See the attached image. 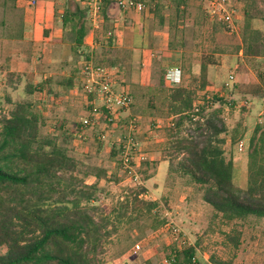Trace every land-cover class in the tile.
<instances>
[{
    "label": "rangeland",
    "instance_id": "1",
    "mask_svg": "<svg viewBox=\"0 0 264 264\" xmlns=\"http://www.w3.org/2000/svg\"><path fill=\"white\" fill-rule=\"evenodd\" d=\"M158 3L163 14L175 21L170 43L172 49L182 51L179 65L185 72L178 86L196 91L195 104L206 107L204 119L194 117L179 128L173 127L176 117L169 106V95L176 87L166 86L168 68L162 67L158 53L147 51L145 56H137L128 48L114 45L107 51L99 45L90 49L94 54L89 60L116 68L122 83L129 87L133 103L118 114V121L109 124L92 120L76 132L89 108L78 84L68 89L60 83L71 75L78 83L81 64L87 57L74 56L70 50V58H66L58 44L45 45L43 31L48 26L61 27L66 8L89 7L80 0H0V119L14 104L31 102L44 117L42 137L65 146L77 159L76 186L98 185V205L108 213L115 209L111 213L114 229L102 256L105 264H170L174 251L184 245L196 247L198 264H264V220H224L204 201L202 186L182 168V163L190 164L191 154L184 149L178 152L175 147L181 139L204 145L212 133L207 121L213 119L223 131L219 138L226 139V154L234 156V183L246 189L249 141L256 125L264 122V77L260 79L244 60L241 31L245 11L252 8L259 13L263 0H228L237 16L239 35L210 19L206 4L200 0H187L178 13L175 0ZM91 15L89 10L88 20L93 24ZM29 27H33L32 40ZM253 27L263 29L262 21L254 20ZM65 37L70 43L69 30ZM208 57H216L217 65L209 67L212 87L202 90L200 64ZM230 76H234L233 82ZM44 81L50 82L44 92H26L27 87ZM258 90L263 92L256 95ZM218 109L220 112H214ZM132 118L138 119L137 151L125 164L122 143ZM59 122H64L60 131L55 130ZM233 135L238 138L236 145L232 144ZM240 141L244 143L242 150ZM162 161L168 164L160 168ZM142 188L146 192L140 198L159 203L160 217L167 219L165 224L155 227L158 219L153 216L126 211V205ZM241 197L250 199L247 193ZM175 228L179 229L177 235L173 233Z\"/></svg>",
    "mask_w": 264,
    "mask_h": 264
},
{
    "label": "trees",
    "instance_id": "2",
    "mask_svg": "<svg viewBox=\"0 0 264 264\" xmlns=\"http://www.w3.org/2000/svg\"><path fill=\"white\" fill-rule=\"evenodd\" d=\"M186 2L175 0L176 13ZM115 7L118 8L116 0H103L99 14L100 28L95 41L107 51L114 45L115 18L112 12ZM88 11L89 8H66L62 14V27L71 32L72 54L85 56L87 60L94 54L85 44V38L92 29ZM146 11L157 17L160 24L167 22L170 30L175 27L173 19L164 17L158 2L148 5ZM256 19L262 21L263 29L253 27ZM241 32L244 60L263 79L264 0L259 13L252 8L245 11ZM169 48H174L172 43ZM216 60V57H208L200 64L199 84L202 90L212 87L209 67L217 65ZM74 78L71 75L60 84L74 89ZM48 82L29 86L26 92L30 95L44 92ZM262 92L258 90L255 93L259 95ZM195 103L196 91L191 88L178 86L170 91L169 106L176 117L174 128L181 127L186 120L192 121L194 117L205 118L206 107ZM107 117L104 113L99 121L108 122ZM44 123V117L31 102L14 104L8 115L0 119V264H105L102 256L114 229L111 227V213L115 209L108 213L98 205L100 189L97 184L76 186L79 181L74 175L78 170L77 159L65 146L42 137ZM207 125L212 130L211 138L201 147L187 139L176 142L178 152L184 149L191 154L190 164L182 163V168L202 186L204 201L224 220L245 221L250 217L264 220V122L256 125L249 141L245 190L234 183V156H228L224 150L226 139L219 138L223 131L218 129L213 119H209ZM84 126L83 123L78 124L76 132ZM63 128L64 122L55 126V130ZM231 140L233 145L238 142L236 135ZM144 192V188L137 191L131 203L126 205V211L130 209L133 213L145 212L153 216L158 219L155 227L165 224L167 219L160 217L159 203L140 198ZM243 193H247L250 199L242 200ZM196 254V247L184 245L174 251L169 262L198 264ZM213 264L229 263L214 261Z\"/></svg>",
    "mask_w": 264,
    "mask_h": 264
},
{
    "label": "built area",
    "instance_id": "3",
    "mask_svg": "<svg viewBox=\"0 0 264 264\" xmlns=\"http://www.w3.org/2000/svg\"><path fill=\"white\" fill-rule=\"evenodd\" d=\"M29 3H35L36 0H22ZM160 0H116V5L121 11L134 10L139 13L144 12L148 5H154ZM187 1V0H186ZM206 4V12L210 19L223 24L229 33L239 35L237 16L235 10L229 7L228 0H200ZM91 11L93 26L97 24L103 0H83ZM78 86L83 90L84 99L89 108V114L83 119V124L88 126L92 120L99 122L105 113L107 121H118V114L131 107L133 97L128 85L120 80V72L114 67H106L95 64L93 60H83L79 70ZM234 76H230V82H233ZM183 70L180 66L168 68L165 74L166 86L177 87L182 83ZM229 84V83H227ZM77 87V85H76ZM137 118H132L126 125V136L122 143V153L124 163H130L131 158L136 154L137 141L135 133L137 131ZM173 125V123H172ZM239 150L244 147L243 141H240ZM139 177L135 175L137 180ZM178 228L173 229L177 235Z\"/></svg>",
    "mask_w": 264,
    "mask_h": 264
},
{
    "label": "crops",
    "instance_id": "4",
    "mask_svg": "<svg viewBox=\"0 0 264 264\" xmlns=\"http://www.w3.org/2000/svg\"><path fill=\"white\" fill-rule=\"evenodd\" d=\"M112 16L115 18L113 26L114 45L120 48H128L135 52L134 55L145 56L147 51L156 52L162 60V67L164 69L174 66H180L179 61L182 57V51L169 48L170 44V28L167 22L160 24L157 17L152 15L148 11L139 13L134 10L120 11L117 7L112 12ZM166 19L168 16L164 15ZM99 20V18H98ZM91 25H93L91 23ZM98 25L92 27L89 34L85 38V44L91 50L97 48L99 43L95 41L97 37V30L100 28ZM94 27H96L94 29ZM33 27H29V38H34ZM65 32H67L62 26H48L43 31V42L45 45H54L62 47L65 50V57L70 58L71 42L66 41ZM37 39V38H36ZM138 41H135V40ZM139 42V43H138ZM113 45V47H114ZM143 45V46H142ZM143 48V49H141ZM182 68V67H181ZM183 70V69H182ZM185 78V72L183 71V80ZM182 80V82H183ZM168 164L167 161H162L161 165Z\"/></svg>",
    "mask_w": 264,
    "mask_h": 264
}]
</instances>
